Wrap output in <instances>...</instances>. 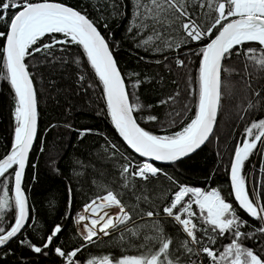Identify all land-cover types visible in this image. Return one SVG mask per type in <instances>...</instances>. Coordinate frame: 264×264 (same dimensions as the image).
<instances>
[{
    "label": "snow or ice",
    "instance_id": "6c2138e0",
    "mask_svg": "<svg viewBox=\"0 0 264 264\" xmlns=\"http://www.w3.org/2000/svg\"><path fill=\"white\" fill-rule=\"evenodd\" d=\"M88 3L95 13L92 17L86 8L73 7L62 0H0V78L7 81L14 96L10 148L0 156V185L5 189L0 193V246L6 249L15 239L33 253L47 256L49 251L53 252L61 264H81L78 253L86 244L94 243L98 233L109 236L122 229L121 241L125 239L123 233L137 238L133 245L137 254H121L119 258L105 255L83 264H264V244L251 247L244 243L257 233L264 236V206L260 198L250 199L242 175V166L257 149L258 141L264 144V118L244 127L242 141L235 145L230 158V194L239 210L260 222L255 231L241 230L250 226L221 191L178 183L153 163L177 162L209 139L221 102V73L234 71L224 62L233 55L238 60L243 57L239 71L251 97L246 99L244 111L264 110V89L256 86V82L264 80V0H88ZM111 19H126L125 36L134 48L156 55L188 48L184 56L194 55L198 60L195 84L189 93L194 111L179 130L158 135L137 120V114L144 108L137 95L142 81L138 73L130 72V83L125 82L112 51L120 42H109L99 30L101 26L107 29ZM193 42L199 44L195 51L188 47ZM69 45L78 51L73 54ZM26 59L46 65L73 64L82 86L87 79L86 61L102 88L106 117L127 149L139 158L126 154L104 137L105 144L100 145L102 153L98 154L111 163L113 175L107 177L106 183L102 182L104 171L100 172V180L92 179L98 191L73 217L82 243L71 250L55 243L62 232L58 223L38 242L23 235L26 227L32 225L27 224L29 209L22 177L37 131V96ZM164 59L168 56L164 55ZM174 63L180 67L185 60L175 58ZM87 86L93 87L92 83ZM165 103L166 100L158 101V105ZM147 107L150 109L152 105ZM142 119L147 124L157 117L147 115ZM91 131L77 130L78 138ZM74 175L79 177L83 173L74 171ZM68 195L70 207L71 188ZM112 208L117 211L109 214ZM6 215L10 221L5 219ZM165 225H170L172 231L166 230Z\"/></svg>",
    "mask_w": 264,
    "mask_h": 264
},
{
    "label": "trees",
    "instance_id": "16d2710c",
    "mask_svg": "<svg viewBox=\"0 0 264 264\" xmlns=\"http://www.w3.org/2000/svg\"><path fill=\"white\" fill-rule=\"evenodd\" d=\"M62 2L73 7L86 8L90 17L95 15L88 0H62ZM126 23V19H111L107 29L101 26L99 30L109 42H120L118 47L113 46L112 51L125 82L130 83L128 78L130 72L138 73L142 81L137 95L144 108L136 118L142 127L153 131L154 134L164 135L179 130L194 111L193 99L189 93L195 84L198 60L194 55L184 56L188 48L177 50L172 54L165 53L164 55L168 56L167 60L164 59V55L146 53L143 49L134 48L132 42L125 36ZM108 33H111V36ZM68 47L73 54L78 51L75 46ZM188 47L195 51L199 44L193 42ZM175 58L184 59V65L177 67L174 63ZM157 60L160 63H156ZM242 60L243 57L238 60L233 55L224 62L226 67L234 71L221 73L222 96L219 116L207 144L197 153L177 164L158 166L172 175L178 183L200 187L202 190L218 189L225 200L237 209L238 206L230 194V158L234 154L235 145L242 141L244 127L253 120L264 118L262 109L244 111L246 99L251 97L245 88L243 73L239 71L243 67ZM26 63L37 96L38 136L22 183L29 201L27 224L32 225L26 227L23 235H27L33 242H38L52 226L58 223L62 225V232L55 243L71 250L73 246L82 243L75 230L73 217L98 191L92 184V179L100 180V172L104 171L106 176L102 182L106 183L107 177L113 175L111 163L105 162L102 155L98 154L102 153L100 145L105 144L104 137L106 136L126 154L139 158L127 149L112 127L110 119L106 117L102 88L98 86V81L86 61L84 67L87 71V79L83 82V86L77 81L78 69L73 64L46 65L36 63L32 59H26ZM145 77L147 81L144 80ZM88 83H92L93 87H88ZM256 86L264 89V80L256 82ZM168 97L172 99L167 100ZM160 100H166L167 103L158 105ZM148 105L152 107L149 109ZM13 106L14 96L10 85L0 78V156L10 148L14 130V121L11 118ZM147 115L156 116V121L145 124L142 117ZM84 128L92 131L78 138L77 130ZM77 161L80 163H76ZM74 171L83 175L78 177L74 175ZM242 175L245 177L246 191L250 199L260 198L261 205L264 206V144L258 141L257 149L253 150L242 166ZM164 183L167 184V181ZM69 188H71L70 207ZM4 191V187L0 185V193ZM7 191L11 198L10 187ZM237 214L250 226L242 227V231H255L260 227L258 220L251 219L239 209ZM5 219L10 221L7 215ZM140 222L137 220V223ZM165 227L166 230L172 231L170 225ZM121 232H111L104 239L86 244L78 253L81 264L88 259H99L105 255L119 258L121 254H137V249L133 246L138 242L137 238L129 233H123L125 239L121 241ZM244 243L245 246L257 247L264 244V236L257 233L253 239H246ZM5 252L9 254L5 255ZM0 262L61 264L60 258L53 252L49 251L47 256L33 253L15 239L6 249H0Z\"/></svg>",
    "mask_w": 264,
    "mask_h": 264
},
{
    "label": "water",
    "instance_id": "95a60500",
    "mask_svg": "<svg viewBox=\"0 0 264 264\" xmlns=\"http://www.w3.org/2000/svg\"><path fill=\"white\" fill-rule=\"evenodd\" d=\"M34 87H35V85H34ZM35 91H36V90H35ZM219 108H220V106H219ZM218 116H219V109H218V113H217L216 121H215V123H214L213 132H214L215 127H216V123H217V120H218ZM212 134H213V133H212ZM212 134H210L209 139H210V137L212 136ZM37 136H38V116H37V131H36V135H35L34 140H33V146H32V148H31V150H30L29 157H30V154H31V152H32V150H33V148H34L35 143H36ZM209 139H208L203 145H201V147H200L199 149H197L195 152L190 153L188 156L181 158V159H180L179 161H177V162H174V163L169 164V163H165V162H158V161H155V162H153V163H154L155 165H158V166H169V165L177 164V163H179V162H181V161H183V160H185V159L191 157V156L194 155L195 153H197L201 148H203V147L207 144V142L209 141ZM129 150H130V149H129ZM130 151H131V150H130ZM135 155H136V154H135ZM29 157H28V160H29ZM27 164H28V161L26 162L25 171H26V168H27ZM25 171H24V174H25ZM24 174H23V177H22V183H23ZM22 190L24 191V195H25V198H26V200H27L28 209H29V201H28V197H27V195H26V192H25V190L23 189V185H22ZM233 198H234V197H233ZM237 206H238V205H237ZM240 211L243 212V210H240ZM243 213H244V212H243ZM244 214H246V213H244ZM246 215H247V214H246ZM251 219H252V218H251ZM27 222H28V221H27ZM18 235H19V234H18ZM2 248H3V247L0 246V249H2Z\"/></svg>",
    "mask_w": 264,
    "mask_h": 264
},
{
    "label": "rangeland",
    "instance_id": "374dc122",
    "mask_svg": "<svg viewBox=\"0 0 264 264\" xmlns=\"http://www.w3.org/2000/svg\"><path fill=\"white\" fill-rule=\"evenodd\" d=\"M109 211V214H110V212H111V209L110 210H108ZM78 213V212H77ZM76 213V214H77ZM115 213V210H114V212L112 213V214H114ZM74 227H75V230H76V225L74 224ZM76 232H77V230H76ZM97 240V241H99V240H101L102 239V236L101 235H99V234H97V237H94L93 238V240Z\"/></svg>",
    "mask_w": 264,
    "mask_h": 264
},
{
    "label": "built area",
    "instance_id": "2783aa9c",
    "mask_svg": "<svg viewBox=\"0 0 264 264\" xmlns=\"http://www.w3.org/2000/svg\"><path fill=\"white\" fill-rule=\"evenodd\" d=\"M81 210H82V209H80L79 211H81ZM79 211H78V212H79ZM98 234L101 235L100 233H98Z\"/></svg>",
    "mask_w": 264,
    "mask_h": 264
}]
</instances>
